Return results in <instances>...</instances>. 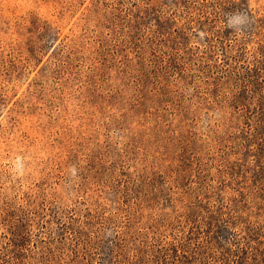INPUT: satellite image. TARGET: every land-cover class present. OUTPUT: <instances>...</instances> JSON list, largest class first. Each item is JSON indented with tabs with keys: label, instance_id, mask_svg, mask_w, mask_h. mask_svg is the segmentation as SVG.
I'll list each match as a JSON object with an SVG mask.
<instances>
[{
	"label": "rangeland",
	"instance_id": "rangeland-1",
	"mask_svg": "<svg viewBox=\"0 0 264 264\" xmlns=\"http://www.w3.org/2000/svg\"><path fill=\"white\" fill-rule=\"evenodd\" d=\"M0 264H264V0H0Z\"/></svg>",
	"mask_w": 264,
	"mask_h": 264
},
{
	"label": "clouds",
	"instance_id": "clouds-1",
	"mask_svg": "<svg viewBox=\"0 0 264 264\" xmlns=\"http://www.w3.org/2000/svg\"><path fill=\"white\" fill-rule=\"evenodd\" d=\"M230 23H231V21H230Z\"/></svg>",
	"mask_w": 264,
	"mask_h": 264
}]
</instances>
